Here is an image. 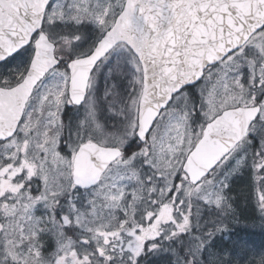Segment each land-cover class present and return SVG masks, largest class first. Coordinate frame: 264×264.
Listing matches in <instances>:
<instances>
[{
    "label": "snow or ice",
    "instance_id": "snow-or-ice-1",
    "mask_svg": "<svg viewBox=\"0 0 264 264\" xmlns=\"http://www.w3.org/2000/svg\"><path fill=\"white\" fill-rule=\"evenodd\" d=\"M242 218L264 0H0V264H264Z\"/></svg>",
    "mask_w": 264,
    "mask_h": 264
},
{
    "label": "trees",
    "instance_id": "trees-1",
    "mask_svg": "<svg viewBox=\"0 0 264 264\" xmlns=\"http://www.w3.org/2000/svg\"><path fill=\"white\" fill-rule=\"evenodd\" d=\"M246 210H247L246 215H249L248 211H250L252 213V209L251 208H247ZM256 223H257L256 227H251L250 226L251 221L250 220H244L242 218L240 223L238 225L233 226V228H234L235 231H241L242 229L245 228V226H248L247 229H246V233H244V234H246L247 237L251 241H253L256 246H259L262 242H264V230H262L258 226V224H259L258 220L256 221Z\"/></svg>",
    "mask_w": 264,
    "mask_h": 264
},
{
    "label": "rangeland",
    "instance_id": "rangeland-1",
    "mask_svg": "<svg viewBox=\"0 0 264 264\" xmlns=\"http://www.w3.org/2000/svg\"><path fill=\"white\" fill-rule=\"evenodd\" d=\"M246 213H247V210H245V215H246ZM248 214H249V215H251V212H250V211H248Z\"/></svg>",
    "mask_w": 264,
    "mask_h": 264
}]
</instances>
